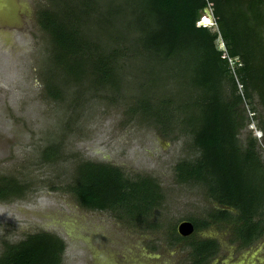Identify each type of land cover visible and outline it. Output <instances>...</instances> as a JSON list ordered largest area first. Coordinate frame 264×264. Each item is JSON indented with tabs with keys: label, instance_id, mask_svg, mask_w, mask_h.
Wrapping results in <instances>:
<instances>
[{
	"label": "trees",
	"instance_id": "trees-1",
	"mask_svg": "<svg viewBox=\"0 0 264 264\" xmlns=\"http://www.w3.org/2000/svg\"><path fill=\"white\" fill-rule=\"evenodd\" d=\"M55 1L35 15L50 38L52 62L65 71V98L68 89L74 87L75 96L83 85L125 98L124 71L132 60H141L144 80L141 91L128 99L129 113L165 133L177 126L190 133L197 156L175 164V180L201 186L216 204L203 218L189 219L194 231L225 224L239 246L258 241L264 234V164L256 140L247 135L241 142L239 133L247 125L243 104L255 114L256 99L264 114V0ZM205 8L216 31L197 25ZM93 20L96 33L89 27ZM218 37L223 51L215 46ZM235 57L239 66L231 72L228 58ZM44 88L51 98L60 97L50 80ZM258 128L264 139V118L259 117ZM56 152L48 146L42 154L50 160ZM26 189L1 178L0 201L22 197ZM67 191L85 209L111 211L135 223L162 201L156 180L129 179L118 167L86 161L76 165ZM192 238L175 240L188 241L190 264H207L218 243ZM63 252L59 238L36 233L5 244L0 264H62Z\"/></svg>",
	"mask_w": 264,
	"mask_h": 264
},
{
	"label": "rangeland",
	"instance_id": "rangeland-1",
	"mask_svg": "<svg viewBox=\"0 0 264 264\" xmlns=\"http://www.w3.org/2000/svg\"><path fill=\"white\" fill-rule=\"evenodd\" d=\"M50 1L13 0L15 9L10 12L7 7L0 15V20L10 19L8 25L0 24V179L27 187L22 197L0 201V254L5 244L47 233L64 244L62 264H190L188 241L175 240L176 227L216 207L201 186L175 180V164L197 156L192 136L180 126L165 133L151 120L129 113L128 99L141 91L144 80L139 59L124 71L125 98L85 85L75 96L71 87L65 98V71L52 62L50 38L35 16L37 9L49 8ZM210 13H201L200 18L206 17L201 26L216 31ZM89 27L96 33L97 20ZM215 46L224 50L219 37ZM235 59L228 63L231 72L239 66ZM49 80L59 87V98L45 91ZM254 102L255 114L249 104L242 105L247 125L239 140L244 142L247 135L255 139L264 164V139L258 128L264 114ZM48 146L57 152L45 160L42 153ZM81 161L118 167L129 179L156 180L161 204L141 223L81 207L67 191ZM229 228L216 224L189 237L218 243V253L207 264H264V234L250 247H241Z\"/></svg>",
	"mask_w": 264,
	"mask_h": 264
},
{
	"label": "water",
	"instance_id": "water-1",
	"mask_svg": "<svg viewBox=\"0 0 264 264\" xmlns=\"http://www.w3.org/2000/svg\"><path fill=\"white\" fill-rule=\"evenodd\" d=\"M209 10H210L209 8H205L203 10V12L204 13H208ZM210 15L212 17V13H210ZM202 22L203 21H199L198 23H200V25H201ZM193 232H194V227H193V224L190 221L183 220V221L179 222L177 227H176V233L180 237H189Z\"/></svg>",
	"mask_w": 264,
	"mask_h": 264
},
{
	"label": "flooded vegetation",
	"instance_id": "flooded-vegetation-1",
	"mask_svg": "<svg viewBox=\"0 0 264 264\" xmlns=\"http://www.w3.org/2000/svg\"><path fill=\"white\" fill-rule=\"evenodd\" d=\"M2 1H5L7 5L3 6L2 5ZM7 7H9L10 9L12 8L10 12H12L15 9L14 4H13V0H0V12H2V11L5 12L7 10ZM3 12L0 13V15H4ZM8 20H10V19H8ZM8 20L3 18L2 20H0V24L3 25V26L8 25V23H6V21L8 22Z\"/></svg>",
	"mask_w": 264,
	"mask_h": 264
},
{
	"label": "built area",
	"instance_id": "built-area-1",
	"mask_svg": "<svg viewBox=\"0 0 264 264\" xmlns=\"http://www.w3.org/2000/svg\"><path fill=\"white\" fill-rule=\"evenodd\" d=\"M202 18H204V16L201 17V20H202ZM197 25H198V22H197ZM235 58H233V59L236 60ZM229 60H232V59L228 58V62H229Z\"/></svg>",
	"mask_w": 264,
	"mask_h": 264
},
{
	"label": "bare ground",
	"instance_id": "bare-ground-1",
	"mask_svg": "<svg viewBox=\"0 0 264 264\" xmlns=\"http://www.w3.org/2000/svg\"><path fill=\"white\" fill-rule=\"evenodd\" d=\"M204 16V15H203ZM206 17L204 16V18L202 19V21H205ZM206 25V24H205Z\"/></svg>",
	"mask_w": 264,
	"mask_h": 264
},
{
	"label": "clouds",
	"instance_id": "clouds-1",
	"mask_svg": "<svg viewBox=\"0 0 264 264\" xmlns=\"http://www.w3.org/2000/svg\"><path fill=\"white\" fill-rule=\"evenodd\" d=\"M199 21H202V20H201V18H200V20H199ZM199 21H198V22H199ZM199 26H201V25H199Z\"/></svg>",
	"mask_w": 264,
	"mask_h": 264
}]
</instances>
